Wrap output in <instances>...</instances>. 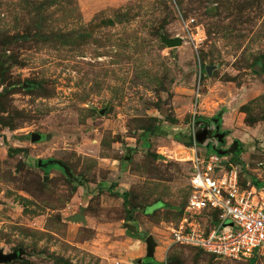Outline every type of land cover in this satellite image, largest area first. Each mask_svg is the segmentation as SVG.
I'll use <instances>...</instances> for the list:
<instances>
[{"label": "rangeland", "instance_id": "374dc122", "mask_svg": "<svg viewBox=\"0 0 264 264\" xmlns=\"http://www.w3.org/2000/svg\"><path fill=\"white\" fill-rule=\"evenodd\" d=\"M0 64V264H248L168 228L192 115L264 200V0H0Z\"/></svg>", "mask_w": 264, "mask_h": 264}, {"label": "built area", "instance_id": "2783aa9c", "mask_svg": "<svg viewBox=\"0 0 264 264\" xmlns=\"http://www.w3.org/2000/svg\"><path fill=\"white\" fill-rule=\"evenodd\" d=\"M194 122L192 115L185 147L188 193L179 219L168 228L169 244L199 249L214 259L264 262V200L248 183L240 184L235 167L220 166L216 155L200 158Z\"/></svg>", "mask_w": 264, "mask_h": 264}, {"label": "water", "instance_id": "95a60500", "mask_svg": "<svg viewBox=\"0 0 264 264\" xmlns=\"http://www.w3.org/2000/svg\"><path fill=\"white\" fill-rule=\"evenodd\" d=\"M164 43H166L168 46H175L179 44V40L178 39H174V40H164ZM4 69V66L2 64H0V72ZM205 135H206V129L202 128L199 129L197 131V135H196V140L198 142H202L205 139ZM41 135L39 133L33 132L29 135V139L32 142H36L40 140ZM228 151H230V148L227 149ZM52 162H55L56 164L58 163L57 161H54L52 159L47 160L46 162H41L39 159L36 160V165L38 167H45L46 164H50ZM59 164V163H58ZM63 169H65L62 166ZM82 219L81 215H75V217L73 219ZM124 226L127 228V230L133 231L135 229V225L133 224H128V223H124ZM143 242L145 244V254L144 257L140 260L138 259L137 261L140 262L141 264H154V262L151 260L152 256H153V251H154V247H155V242L152 238V236L150 234L145 235V237L143 238ZM20 254L19 250H14L12 252L9 253H3L0 250V263H5L8 261H11L13 259H16ZM163 264H178V262L174 259H170L165 261Z\"/></svg>", "mask_w": 264, "mask_h": 264}, {"label": "trees", "instance_id": "16d2710c", "mask_svg": "<svg viewBox=\"0 0 264 264\" xmlns=\"http://www.w3.org/2000/svg\"><path fill=\"white\" fill-rule=\"evenodd\" d=\"M188 144H190V140H189V138H188V140L186 141V144L185 145H188ZM53 163V162H52ZM242 186H244V183H240ZM250 186H252L254 189H255V191H257V188H259V187H262V185L259 183V182H257V181H254L253 183H251L250 184ZM124 200V199H123ZM183 208V207H182ZM180 215H181V213H180ZM180 217V216H179ZM196 251H199V252H201V253H204L203 251H201V250H199V249H196ZM204 254H206V255H208L210 258H213V256L212 255H209V254H207V253H204ZM154 262V264H161V263H159V262H155V261H153ZM247 263L248 264H252V263H250L249 262V260L247 261Z\"/></svg>", "mask_w": 264, "mask_h": 264}, {"label": "crops", "instance_id": "0c3cea01", "mask_svg": "<svg viewBox=\"0 0 264 264\" xmlns=\"http://www.w3.org/2000/svg\"><path fill=\"white\" fill-rule=\"evenodd\" d=\"M155 248V247H154ZM153 253H154V251H153Z\"/></svg>", "mask_w": 264, "mask_h": 264}, {"label": "flooded vegetation", "instance_id": "af4514ba", "mask_svg": "<svg viewBox=\"0 0 264 264\" xmlns=\"http://www.w3.org/2000/svg\"><path fill=\"white\" fill-rule=\"evenodd\" d=\"M209 134H210V132H209Z\"/></svg>", "mask_w": 264, "mask_h": 264}]
</instances>
